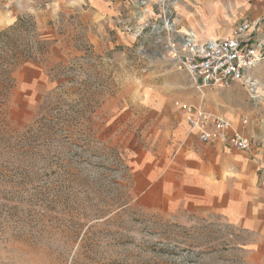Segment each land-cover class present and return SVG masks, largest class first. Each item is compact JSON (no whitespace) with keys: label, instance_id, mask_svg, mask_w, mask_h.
Listing matches in <instances>:
<instances>
[{"label":"rangeland","instance_id":"1","mask_svg":"<svg viewBox=\"0 0 264 264\" xmlns=\"http://www.w3.org/2000/svg\"><path fill=\"white\" fill-rule=\"evenodd\" d=\"M146 7L98 27L0 0V264H264L263 235L170 174L183 107L236 99L196 89Z\"/></svg>","mask_w":264,"mask_h":264},{"label":"crops","instance_id":"2","mask_svg":"<svg viewBox=\"0 0 264 264\" xmlns=\"http://www.w3.org/2000/svg\"><path fill=\"white\" fill-rule=\"evenodd\" d=\"M161 1L149 0V7L154 8ZM168 1L172 8L173 36H190L200 41L220 38L232 35L238 24L249 19L258 21L253 36L264 42V0ZM129 5L130 0H29V12L36 10V20L43 22L55 8H78L83 21L98 25L120 19ZM252 75L260 82V98L250 99L245 107L252 117L247 126L252 148L240 151L223 142L202 143L196 134L189 132L176 141L170 174L188 183L187 189L193 191L191 200L233 213L246 227L264 236V60L252 70ZM242 88L236 84L224 91L236 99L232 109L217 105L212 110L238 123Z\"/></svg>","mask_w":264,"mask_h":264},{"label":"built area","instance_id":"3","mask_svg":"<svg viewBox=\"0 0 264 264\" xmlns=\"http://www.w3.org/2000/svg\"><path fill=\"white\" fill-rule=\"evenodd\" d=\"M138 1L140 5L149 6V0ZM158 6L163 25H153L154 31L161 33L165 29L173 33L171 2L163 0ZM145 13L149 18L155 14L150 7L145 8ZM166 23L170 24L171 30L165 27ZM257 25L258 21L245 19L235 27L232 35L205 41L190 36L175 37L170 45L173 58L180 68L186 70L196 89L203 94L210 89H227L240 84L250 98L257 101L260 98V82L253 77L252 70L264 60V42L253 36ZM183 108L189 132L196 134L200 142H223L240 151L252 148L253 141L247 132V116L235 124L204 104H189Z\"/></svg>","mask_w":264,"mask_h":264},{"label":"bare ground","instance_id":"4","mask_svg":"<svg viewBox=\"0 0 264 264\" xmlns=\"http://www.w3.org/2000/svg\"><path fill=\"white\" fill-rule=\"evenodd\" d=\"M165 27H166L167 29L171 30V26H170V24L166 23V24H165Z\"/></svg>","mask_w":264,"mask_h":264},{"label":"trees","instance_id":"5","mask_svg":"<svg viewBox=\"0 0 264 264\" xmlns=\"http://www.w3.org/2000/svg\"><path fill=\"white\" fill-rule=\"evenodd\" d=\"M35 36V35H34ZM39 43H42V41H39Z\"/></svg>","mask_w":264,"mask_h":264}]
</instances>
